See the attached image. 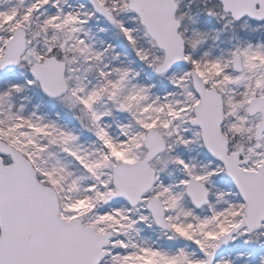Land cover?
<instances>
[{
	"label": "snow or ice",
	"instance_id": "6c2138e0",
	"mask_svg": "<svg viewBox=\"0 0 264 264\" xmlns=\"http://www.w3.org/2000/svg\"><path fill=\"white\" fill-rule=\"evenodd\" d=\"M0 264H264V0H0Z\"/></svg>",
	"mask_w": 264,
	"mask_h": 264
}]
</instances>
